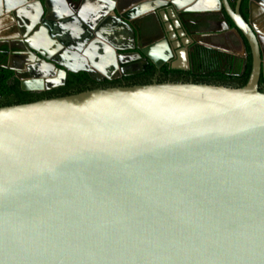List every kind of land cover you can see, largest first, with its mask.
Listing matches in <instances>:
<instances>
[{
  "label": "water",
  "instance_id": "water-1",
  "mask_svg": "<svg viewBox=\"0 0 264 264\" xmlns=\"http://www.w3.org/2000/svg\"><path fill=\"white\" fill-rule=\"evenodd\" d=\"M33 2V26L51 31L59 1ZM248 6L252 28L233 18L254 55L243 87L152 82L0 106V264H264V0ZM19 8L1 2L0 20ZM32 34L37 69L64 65L44 28Z\"/></svg>",
  "mask_w": 264,
  "mask_h": 264
},
{
  "label": "flooded vegetation",
  "instance_id": "flooded-vegetation-1",
  "mask_svg": "<svg viewBox=\"0 0 264 264\" xmlns=\"http://www.w3.org/2000/svg\"><path fill=\"white\" fill-rule=\"evenodd\" d=\"M49 1L52 7L59 1L62 13L51 31L41 19L33 26V0H0L20 7L19 21L9 15L0 20L10 23L0 31V43L10 46L0 45V67L12 72L1 88L7 93L0 92V106L112 86L183 82L238 88L249 80L253 50L234 21L251 27L249 0H102L105 9L118 4L124 18L98 12V0ZM41 27L51 48L59 44L51 56L64 65L37 69L39 61L26 46L36 45L32 32ZM257 89L264 92L262 71Z\"/></svg>",
  "mask_w": 264,
  "mask_h": 264
},
{
  "label": "trees",
  "instance_id": "trees-1",
  "mask_svg": "<svg viewBox=\"0 0 264 264\" xmlns=\"http://www.w3.org/2000/svg\"><path fill=\"white\" fill-rule=\"evenodd\" d=\"M11 73L12 72L10 70L0 67V92L1 93H7V92H3L1 88L2 87H7V83H6L5 80ZM64 95H66V94H64ZM29 101H33V100L20 99L19 102H15V103H25V102H29ZM8 104H14V103L7 102L6 105H8Z\"/></svg>",
  "mask_w": 264,
  "mask_h": 264
}]
</instances>
